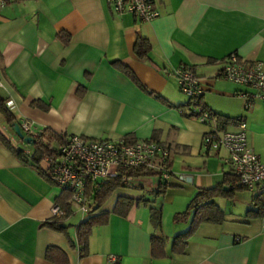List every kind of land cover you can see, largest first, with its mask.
<instances>
[{
    "label": "crops",
    "instance_id": "0c3cea01",
    "mask_svg": "<svg viewBox=\"0 0 264 264\" xmlns=\"http://www.w3.org/2000/svg\"><path fill=\"white\" fill-rule=\"evenodd\" d=\"M152 1L157 14L142 21L105 0H0V101L16 122L28 117L37 129L86 137H153L168 148L173 172L157 194L155 176L142 180L143 188H112L92 210L105 214L80 248L81 217L67 227L76 203L62 217L63 230L42 223L68 194L47 177L44 155L33 160L31 146L0 112V264H59L45 257L47 245L62 249L66 264H114L110 255L116 264H264V215L252 211L258 187L239 200L236 184L212 195L218 221L192 224L190 211L174 219L198 188L226 185L230 167L224 149L201 144L206 126L188 112L173 74L178 65L191 68L201 78L204 105L244 120L247 144L264 159L258 152L264 99L244 108L235 92L247 87L213 77L230 52L264 63V0ZM138 40L148 46L142 55L134 51ZM150 204L160 210L166 237L157 257L150 253ZM190 226L183 250L173 251L172 236Z\"/></svg>",
    "mask_w": 264,
    "mask_h": 264
},
{
    "label": "built area",
    "instance_id": "2783aa9c",
    "mask_svg": "<svg viewBox=\"0 0 264 264\" xmlns=\"http://www.w3.org/2000/svg\"><path fill=\"white\" fill-rule=\"evenodd\" d=\"M105 1L114 12L132 13L142 21H149L157 14L152 0ZM173 74L180 91L187 98L188 112L206 126L201 144L208 149L222 148L226 151L223 161L229 165L241 186L248 189L264 188V159L247 144L244 120L222 117L207 108L201 99V78L191 68L178 65L173 69ZM213 77L247 87L246 91L235 92V95L243 98L244 108L257 99H264V63L260 60L248 61L230 52ZM16 123L24 136L33 138L39 131L28 117H20ZM228 125H232L233 129L227 128ZM59 134L63 137L57 142L54 151L43 156L47 164V177L68 193L69 199L76 203L82 215L86 212L85 186L88 181L113 176L120 169L139 165L160 169V178L170 177L163 165L157 162L168 150L156 141ZM50 213L51 216H60L63 209L54 203ZM108 259L115 261L112 255Z\"/></svg>",
    "mask_w": 264,
    "mask_h": 264
},
{
    "label": "trees",
    "instance_id": "16d2710c",
    "mask_svg": "<svg viewBox=\"0 0 264 264\" xmlns=\"http://www.w3.org/2000/svg\"><path fill=\"white\" fill-rule=\"evenodd\" d=\"M147 48V43L143 44L141 40L136 41L134 44V51L137 55L144 54ZM0 112L3 114L5 120L9 124L16 122L12 113L8 110L7 107H5L3 101H0ZM62 137L63 136L61 134L55 132L49 127L40 128L37 135L33 137V141L31 142V153L29 156H31L33 160H37L38 158H41L44 154H50L54 151L57 142H59ZM0 138L5 141V139L1 135ZM124 138L128 141L134 140L130 139L127 136H124ZM145 139L158 142L153 137ZM163 146L168 150L165 145ZM15 152L19 153L22 157H26L27 155V152L22 151L19 148H16ZM157 162L161 163V165H163V168H165L170 175L173 174L169 165V150L164 157L157 159ZM44 170L47 174V166ZM159 173L160 169L150 168L146 165H139L120 169L117 174L113 176L88 181L85 186V197L87 201L86 212L75 225V240L79 247L83 248L85 246L86 237L88 235V231L92 223L97 221V217L99 215L105 214L104 211H99L98 213L92 214V210L99 206L100 201L104 199L106 194H108L112 188L116 186H132L135 188H143V185H141V181L145 180L150 176H155L157 180V185L156 188L153 189V193L157 194L167 186V179L160 178ZM224 182L226 183V185H223L220 182L213 187L198 188L193 197L191 198L186 211L177 213L174 219H177L180 216H183L187 211H190L193 215L192 224L195 221L201 219L214 221L220 220L221 211L218 208L217 204L210 199L211 196L217 193L227 192L228 190L232 189L235 184L237 186H241L238 183L235 175L231 172V170L226 173V176L224 177ZM141 199L146 201L150 200L147 197H142ZM252 200L256 205V208L252 209V211L264 215V188H258V192L252 195ZM70 201L71 200L68 199L62 205V215L50 216L49 219L43 220L42 223L47 224L52 228L63 230L65 224L63 223L62 217L67 215L71 211L69 206ZM149 220L153 226V230L149 235L150 253L154 257L161 256L164 254L163 245L166 240V237L160 231V210L158 207L153 206L151 204L149 205ZM190 230L191 226L185 230L176 232L172 236L170 248L173 251L180 252L183 250L184 243ZM44 255L47 259L51 261L58 262L59 264H66L65 253L62 251V249L55 245H47L44 251ZM114 264H116L115 261Z\"/></svg>",
    "mask_w": 264,
    "mask_h": 264
},
{
    "label": "rangeland",
    "instance_id": "374dc122",
    "mask_svg": "<svg viewBox=\"0 0 264 264\" xmlns=\"http://www.w3.org/2000/svg\"><path fill=\"white\" fill-rule=\"evenodd\" d=\"M255 101H256V100H255ZM256 103H259V102L257 101V102H255V104H256ZM259 115H260V116H259ZM259 115H258V116H259L258 119L261 120V122H264V116H262L261 114H259ZM260 137H261V138H260V143H259V149H258V152H259L260 156H261L262 158H264V135H261ZM27 145L31 146V143H28ZM149 181H150L151 183H154V179H153V178H150ZM235 194H236V196L238 197V200H239V199H241L243 196H244V197L249 196V195H250V191H249L248 189L244 188V187H239L238 189H236ZM241 195H242V196H241ZM78 217H82V216L80 215V213H79V210H78V212H77L75 215H71V216H69L68 221L71 222V224L67 226L69 229H71V228L73 229V223H74V221H76V219H77Z\"/></svg>",
    "mask_w": 264,
    "mask_h": 264
},
{
    "label": "water",
    "instance_id": "95a60500",
    "mask_svg": "<svg viewBox=\"0 0 264 264\" xmlns=\"http://www.w3.org/2000/svg\"><path fill=\"white\" fill-rule=\"evenodd\" d=\"M12 128L14 132L17 134L18 137H20L23 141L26 143H31L33 141V138L30 136H24L21 131L19 130L18 124L16 122L12 123Z\"/></svg>",
    "mask_w": 264,
    "mask_h": 264
}]
</instances>
